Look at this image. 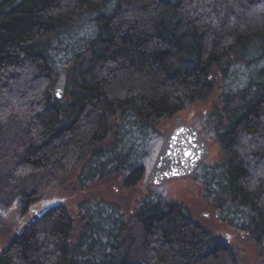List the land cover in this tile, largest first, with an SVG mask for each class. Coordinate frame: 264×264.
<instances>
[{
    "label": "trees",
    "instance_id": "trees-1",
    "mask_svg": "<svg viewBox=\"0 0 264 264\" xmlns=\"http://www.w3.org/2000/svg\"><path fill=\"white\" fill-rule=\"evenodd\" d=\"M216 91L198 171L233 243L140 186L160 124ZM61 187L76 216L41 206ZM0 244V264H264V0H0Z\"/></svg>",
    "mask_w": 264,
    "mask_h": 264
},
{
    "label": "rangeland",
    "instance_id": "rangeland-1",
    "mask_svg": "<svg viewBox=\"0 0 264 264\" xmlns=\"http://www.w3.org/2000/svg\"><path fill=\"white\" fill-rule=\"evenodd\" d=\"M219 106V91H216L214 96L208 102L196 103L190 108L179 112L173 118L168 119L160 124L158 127V134L149 143L150 155L146 160V174L145 178L140 183L141 187L146 184L166 137L180 124H190L194 126L206 140L210 148V155L204 163L206 166L214 164L221 158V150L213 129L214 127L212 121V112ZM200 173L201 170L191 177L183 178L181 180L169 181L164 186H150L145 192H143L145 194L150 193L155 198L162 197L168 201L178 202L185 205L192 211L195 219L198 222L206 227L212 228L215 233L224 241L233 243L239 234L233 232L230 228H224L221 226L215 211L211 207V203L204 197L205 193L201 182ZM82 198L83 195L80 193L61 187L50 192L42 200L41 206L43 208H50L57 205H64L68 208L71 215L76 216L78 212V204ZM204 213H206L208 217H204ZM6 216L7 220L14 226V228L15 224L21 226L22 218L19 216L16 210L12 211V213L8 212ZM225 235L231 237V240L227 241ZM3 247L4 246L0 244V250Z\"/></svg>",
    "mask_w": 264,
    "mask_h": 264
},
{
    "label": "water",
    "instance_id": "water-1",
    "mask_svg": "<svg viewBox=\"0 0 264 264\" xmlns=\"http://www.w3.org/2000/svg\"><path fill=\"white\" fill-rule=\"evenodd\" d=\"M67 75L61 73L54 87V95L58 101L66 96ZM210 155V148L200 132L190 124H180L166 137L156 158L155 165L142 190L150 186L160 187L172 180L191 177L198 172ZM204 217H208L206 213ZM17 233L20 226L15 224ZM231 240V237L225 235Z\"/></svg>",
    "mask_w": 264,
    "mask_h": 264
},
{
    "label": "flooded vegetation",
    "instance_id": "flooded-vegetation-1",
    "mask_svg": "<svg viewBox=\"0 0 264 264\" xmlns=\"http://www.w3.org/2000/svg\"><path fill=\"white\" fill-rule=\"evenodd\" d=\"M216 216H217V218L219 219V216H218V214L216 213ZM231 230L233 231V232H237L238 230L237 229H235V228H231ZM227 239V241H230V240H228V238H226Z\"/></svg>",
    "mask_w": 264,
    "mask_h": 264
}]
</instances>
